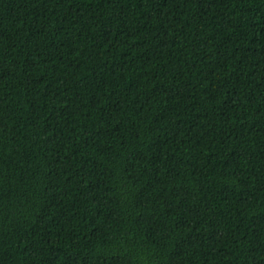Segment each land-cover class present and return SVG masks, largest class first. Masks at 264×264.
<instances>
[{
    "label": "trees",
    "instance_id": "obj_1",
    "mask_svg": "<svg viewBox=\"0 0 264 264\" xmlns=\"http://www.w3.org/2000/svg\"><path fill=\"white\" fill-rule=\"evenodd\" d=\"M0 264H264V0H0Z\"/></svg>",
    "mask_w": 264,
    "mask_h": 264
}]
</instances>
